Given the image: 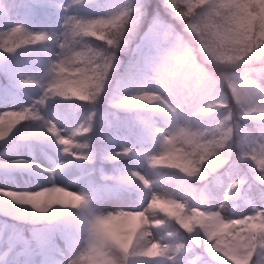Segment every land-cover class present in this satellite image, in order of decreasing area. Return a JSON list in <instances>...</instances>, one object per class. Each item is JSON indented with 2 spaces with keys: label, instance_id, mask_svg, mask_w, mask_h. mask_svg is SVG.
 Masks as SVG:
<instances>
[{
  "label": "clouds",
  "instance_id": "obj_1",
  "mask_svg": "<svg viewBox=\"0 0 264 264\" xmlns=\"http://www.w3.org/2000/svg\"><path fill=\"white\" fill-rule=\"evenodd\" d=\"M32 3L58 21L35 31L0 16V62L29 99L0 112V146L62 159L0 170L42 185L0 188L2 214L60 234L56 264H264V0ZM98 122L113 172L79 191L57 183L94 164Z\"/></svg>",
  "mask_w": 264,
  "mask_h": 264
},
{
  "label": "rangeland",
  "instance_id": "obj_2",
  "mask_svg": "<svg viewBox=\"0 0 264 264\" xmlns=\"http://www.w3.org/2000/svg\"><path fill=\"white\" fill-rule=\"evenodd\" d=\"M20 5L22 6L20 12L23 14V19L14 21V23H23L30 30L39 31L41 26L38 23L36 9L27 1H22ZM57 21L58 18H56V23ZM8 70H10V66L0 62V75ZM19 99L20 96L9 91L3 80L0 79V111L5 110L6 107L8 109L18 107ZM46 114L49 119H62L58 112L51 106L46 109ZM64 126L65 124L61 123V127ZM118 140H126L128 143L138 146L135 138L131 136L122 134L118 137ZM106 147L107 145H105ZM60 158V155L52 149L35 142L24 145L19 151L15 150L12 145L0 146V170L10 165L12 161L19 159H23L31 164L38 163L43 164L45 167H53L55 161ZM104 170L105 168L103 167ZM73 172L79 173L81 176V184L83 174L73 169L70 173L71 176ZM108 173L111 174L112 171H108ZM12 175L13 179L7 182L0 181V188L34 191L37 187L42 186L32 182H26L28 180L27 173L16 171ZM56 182L62 185L67 181L57 180ZM117 206L131 207L133 205L131 203L118 205L114 201H104L100 204V207L106 210L113 209ZM0 215L6 217V215L2 214V202H0ZM12 220L19 222L17 219ZM26 229L28 235L23 233L21 226L15 222L0 217V238L6 241L0 247V264H56V254L59 248L63 246L60 234L44 228H33L29 224H27Z\"/></svg>",
  "mask_w": 264,
  "mask_h": 264
},
{
  "label": "trees",
  "instance_id": "obj_3",
  "mask_svg": "<svg viewBox=\"0 0 264 264\" xmlns=\"http://www.w3.org/2000/svg\"><path fill=\"white\" fill-rule=\"evenodd\" d=\"M21 1H24V0H17V3L19 4ZM27 1H29L36 8L37 13H38L39 23L41 25V29H46L49 25L56 24L55 19L58 16L52 10L45 8V7L37 6L34 3H32V0H27ZM21 19H22V14L20 13L19 15L15 16L12 21L21 20ZM0 30H2V29H0ZM122 60H123L124 64L126 65L128 62L127 61L128 58L126 56H122ZM9 72H10V70L2 73L1 78L12 92L18 93L19 96L21 97L19 100V107L20 106H26L29 103V99L23 93H21L20 91H18L16 88L13 87V83H12L11 77L9 75ZM105 109H106V105H103V106H101L100 111L103 112ZM63 113H64L63 109H61L60 112H58V114L62 118H64ZM43 114L47 117L46 111ZM67 119L70 121V119H71L70 116L67 117ZM98 131H99V122H98L97 136L94 137V140H93V147L96 151V159H95L94 164L91 165L90 168L84 172V178L88 174H90L91 178L93 180H95V182L97 184L100 183L99 178H100L101 171H102L101 168L104 167L106 169L104 171V173H107L106 171H108V170L113 171V166L111 164L104 162V160L101 158L102 154L105 150V142L99 138ZM54 151H56V150H54ZM56 152L59 153L58 151H56ZM24 232H25V234L27 233L26 231H24Z\"/></svg>",
  "mask_w": 264,
  "mask_h": 264
},
{
  "label": "snow or ice",
  "instance_id": "obj_4",
  "mask_svg": "<svg viewBox=\"0 0 264 264\" xmlns=\"http://www.w3.org/2000/svg\"><path fill=\"white\" fill-rule=\"evenodd\" d=\"M22 6L20 4L17 3V0H9L8 5L6 8H0V16H5V17H11V19L13 20V18L17 15H19V10ZM21 33L19 31V29H17L15 32L11 33L10 35L7 36V38L5 39L4 43L6 45H8V51H13V41L17 38L21 37ZM13 87L15 88L14 84ZM11 109V108H10ZM9 110V109H8ZM6 111V110H5ZM3 112V111H0ZM62 144L67 143V141H61ZM68 151L71 152L73 151L72 147L68 148ZM59 200V202L61 203H67L68 202V198L60 196V197H53V201Z\"/></svg>",
  "mask_w": 264,
  "mask_h": 264
},
{
  "label": "bare ground",
  "instance_id": "obj_5",
  "mask_svg": "<svg viewBox=\"0 0 264 264\" xmlns=\"http://www.w3.org/2000/svg\"><path fill=\"white\" fill-rule=\"evenodd\" d=\"M5 110H8V108L6 107ZM5 110H3V111H5ZM61 159L62 158L57 159V161H55V163L60 162ZM34 164H38V163H34ZM72 176L74 177L72 184H68V182H64L62 184V186H68V187H71V189L73 191H79L81 176L77 172H73Z\"/></svg>",
  "mask_w": 264,
  "mask_h": 264
}]
</instances>
